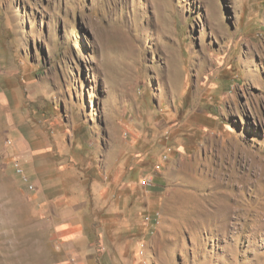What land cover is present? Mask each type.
I'll use <instances>...</instances> for the list:
<instances>
[{
	"label": "rangeland",
	"instance_id": "374dc122",
	"mask_svg": "<svg viewBox=\"0 0 264 264\" xmlns=\"http://www.w3.org/2000/svg\"><path fill=\"white\" fill-rule=\"evenodd\" d=\"M85 257L264 264V0H0V264Z\"/></svg>",
	"mask_w": 264,
	"mask_h": 264
},
{
	"label": "crops",
	"instance_id": "0c3cea01",
	"mask_svg": "<svg viewBox=\"0 0 264 264\" xmlns=\"http://www.w3.org/2000/svg\"><path fill=\"white\" fill-rule=\"evenodd\" d=\"M21 167V165H19ZM22 168V167H21ZM24 174L27 176V174L25 173L24 169L22 168ZM28 177V176H27ZM29 179V177H28ZM158 185L156 184H152V187H156ZM147 187V186H145ZM30 191V190H29ZM147 198L149 199V195H147ZM147 207H149V205H146ZM148 209V208H147ZM149 212V210H148ZM72 213V214H70ZM79 212L77 214V209H72V210H67V207H65V213H62L59 218L61 219V222L58 224V226H55V230H56V234H60V236H62L63 239V244L68 245L71 242L76 241V234L79 232H82L80 229L82 228L79 224H78V219H79ZM153 218V216H148L146 217V221L147 223H149L151 221V218ZM154 221L156 220L153 219ZM77 224V225H76ZM79 225V226H78ZM148 225V224H147ZM78 238H82L81 236H78ZM142 254V253H141ZM84 261L81 262L80 264H85L86 262V257L83 259Z\"/></svg>",
	"mask_w": 264,
	"mask_h": 264
},
{
	"label": "built area",
	"instance_id": "2783aa9c",
	"mask_svg": "<svg viewBox=\"0 0 264 264\" xmlns=\"http://www.w3.org/2000/svg\"><path fill=\"white\" fill-rule=\"evenodd\" d=\"M14 170L17 175H19L23 184L27 187L28 190H33L34 186L29 183L28 177L24 174L22 168L19 166L18 163H14Z\"/></svg>",
	"mask_w": 264,
	"mask_h": 264
},
{
	"label": "bare ground",
	"instance_id": "6f19581e",
	"mask_svg": "<svg viewBox=\"0 0 264 264\" xmlns=\"http://www.w3.org/2000/svg\"><path fill=\"white\" fill-rule=\"evenodd\" d=\"M169 61L171 62V61H172V58L169 59ZM175 73H176V72H173L172 70H169V77H170L171 79H175V76H177Z\"/></svg>",
	"mask_w": 264,
	"mask_h": 264
}]
</instances>
